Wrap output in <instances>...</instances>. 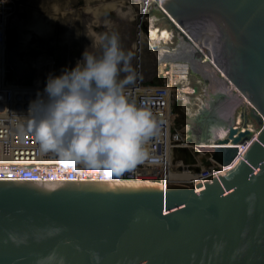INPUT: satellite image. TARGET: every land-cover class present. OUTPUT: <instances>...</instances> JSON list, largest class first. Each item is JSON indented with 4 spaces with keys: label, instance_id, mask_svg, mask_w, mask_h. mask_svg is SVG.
I'll list each match as a JSON object with an SVG mask.
<instances>
[{
    "label": "water",
    "instance_id": "water-1",
    "mask_svg": "<svg viewBox=\"0 0 264 264\" xmlns=\"http://www.w3.org/2000/svg\"><path fill=\"white\" fill-rule=\"evenodd\" d=\"M157 1L239 95L221 103L228 138L248 133L233 125L242 103L258 132L240 156L234 146L215 147L219 161L233 164L191 186L0 178V264H96L92 252L99 264H264V0Z\"/></svg>",
    "mask_w": 264,
    "mask_h": 264
},
{
    "label": "built area",
    "instance_id": "built-area-1",
    "mask_svg": "<svg viewBox=\"0 0 264 264\" xmlns=\"http://www.w3.org/2000/svg\"><path fill=\"white\" fill-rule=\"evenodd\" d=\"M26 2L8 0L3 4L0 0V178L103 179L91 170L74 172L62 166L58 158L40 154L35 134L27 130L20 132L15 126L17 115H26L29 101L35 98L38 89H43L46 74L54 72L60 62L64 66H73L70 65L68 54H75V43L77 45L82 27L81 17L78 12L75 15L73 8L67 14L70 17H62L53 24L45 42L32 47L33 53H22L38 55L26 60L24 72L17 74L14 80H9L6 54H10L13 45L18 47V54L20 47L16 42H10L11 31L16 27L18 15L23 12ZM144 3L145 8L141 12L138 10L135 18L126 20L131 27L129 42L132 48L129 50L134 53L133 64L138 73L136 81L130 86V92L138 102L150 98L159 132L150 145L151 150L144 163L119 179H162L187 186L203 179L210 181L211 176L226 171L233 164V161H219L213 149L234 146L237 156H240L260 125L258 128L250 121V111L240 110L233 125L237 133L248 130L242 141L232 143L227 128H222L223 132L215 128L206 138L192 137V127L180 120L176 107L179 103L187 102L188 94L194 91L189 90L188 86L189 61L174 59L147 63L142 58V54H157V51L162 57L175 54L176 47L170 46L174 34L180 39L184 38L175 25V28L161 29L148 18L150 7L159 4L157 0H144ZM150 26L165 31L163 34L160 30L163 36L154 45L148 39ZM160 45L170 48L160 50ZM183 66L185 68L182 71Z\"/></svg>",
    "mask_w": 264,
    "mask_h": 264
},
{
    "label": "clouds",
    "instance_id": "clouds-1",
    "mask_svg": "<svg viewBox=\"0 0 264 264\" xmlns=\"http://www.w3.org/2000/svg\"><path fill=\"white\" fill-rule=\"evenodd\" d=\"M133 59L118 33L101 34L73 66L46 74L27 114L17 115V130L34 133L40 154L58 158L74 172L91 170L105 181H117L134 171L148 157L159 126L150 98L138 102L131 95L138 76ZM55 258L53 253L46 260ZM91 258L96 264L101 259L96 252Z\"/></svg>",
    "mask_w": 264,
    "mask_h": 264
},
{
    "label": "rangeland",
    "instance_id": "rangeland-1",
    "mask_svg": "<svg viewBox=\"0 0 264 264\" xmlns=\"http://www.w3.org/2000/svg\"><path fill=\"white\" fill-rule=\"evenodd\" d=\"M64 2L72 3L78 5L80 7H84L89 9L90 11L94 12L97 16L106 20V24L103 28H97L93 30L91 33L86 35H81L82 37L85 36V40L82 42L80 40V46L75 47L76 51L75 54H68L70 59V65H74L76 60L81 57L82 51L86 47H92L96 44L99 39V36L103 33H111L116 32L119 34L121 45L125 50H128V41L130 36V26L126 23V20H132L135 18L132 12H129L125 15L127 10L124 12L117 11V9L113 5V0H61ZM131 11V10H130ZM120 15H125V17H121ZM149 16H154L153 23L155 26L161 29H171L175 28L172 24L170 18L165 15V13L160 10L157 6L152 5L149 9ZM17 29L14 28L11 31L10 42L15 43V31ZM84 28L83 26L80 28V33L83 34ZM80 36V37H81ZM44 42V41H43ZM82 43V44H81ZM171 47H176L175 54H169L167 56L155 55L154 54H142V58L147 61L155 62L156 61H163V60H174V59H181V60H188L190 63V70L188 75L189 81V90L194 89V91L188 94L187 102L177 104V109L180 113V120L190 124L193 128L192 137L194 139H198V137L206 138L209 137L211 130L215 128H223L222 125L230 119L229 112L226 111V114L220 116V118L215 117L213 120H209L208 124L204 129L198 130V123L199 118H202L205 112L212 110L217 106H221L223 101L232 99L230 95L226 93L223 88V84L221 79L219 80L218 74L212 72L205 64L201 63L198 60V51L192 50L189 47L181 43V39L177 34H174L172 42L170 43ZM18 51V47L14 46L11 48L10 54H6V61L12 68L13 76L16 77L17 74H22L24 72V66H20L15 61L16 54ZM23 58L27 61L33 58L34 54H22ZM159 58H158V57ZM155 57V58H154ZM158 58V59H156ZM186 59V60H185ZM160 61V62H161ZM218 79V80H217ZM185 107V108H184ZM190 108V109H189ZM244 110L247 113L250 111V107L247 104H240L237 106L234 112V118L237 117L238 111ZM232 113L230 112V115ZM193 115V116H192ZM249 118V117H248ZM250 121L258 127V123L254 118L250 116ZM221 122V123H220ZM259 128V127H258Z\"/></svg>",
    "mask_w": 264,
    "mask_h": 264
},
{
    "label": "trees",
    "instance_id": "trees-1",
    "mask_svg": "<svg viewBox=\"0 0 264 264\" xmlns=\"http://www.w3.org/2000/svg\"><path fill=\"white\" fill-rule=\"evenodd\" d=\"M75 9V15L77 12L81 17L82 26L84 28L83 34L86 35L91 33L97 28H103L106 24V20L94 14L87 8L77 6L72 3L64 2L61 0H27L24 11L19 17V23L22 26V33L24 36V42H39L43 43L49 34L51 27L56 23L57 20H61L62 17H68L70 11ZM70 17V16H69ZM85 36L78 38L77 45L79 47L80 40L82 42L85 40ZM31 38H35L33 41H30ZM82 44V43H81ZM132 48L131 43L128 44V50ZM23 57L22 54H18V58ZM21 61L24 60L20 59ZM8 79L14 80L12 68L8 64ZM203 129V127H198V130Z\"/></svg>",
    "mask_w": 264,
    "mask_h": 264
},
{
    "label": "bare ground",
    "instance_id": "bare-ground-1",
    "mask_svg": "<svg viewBox=\"0 0 264 264\" xmlns=\"http://www.w3.org/2000/svg\"><path fill=\"white\" fill-rule=\"evenodd\" d=\"M113 5L117 9V11L124 12V11L127 10L128 12H126L125 15L127 13H129V12H132L133 15H135V13H137L138 10H140V12H141L145 8L144 0H113ZM155 6H157L160 10H162V8L159 7V4H156ZM118 14L120 15V13H118ZM125 15H120V16L121 17H125ZM165 15H168V14L165 13ZM148 18L153 21V19L155 17L154 16H149ZM160 30L161 29H159V28L156 29L155 26H150L149 27L148 39H149L150 44L154 45L156 43H159L160 38L163 36V35L160 34ZM161 32H163V34L165 33L164 30H161ZM181 43H183L186 46V48L189 47L193 51L194 50L198 51V54H197L198 55V60L201 63L205 64L212 72H214V74L215 73L218 74V77L217 78H219V80L221 79V82L224 85L223 88L226 91V93L232 94L233 97L238 98V96H239L238 94L232 93L235 90H234V88H232V85H231L230 81L226 78V76L224 75V73L221 71V69L215 63H210L211 62L210 59L208 58V56L206 54H204L203 50H201L202 54L200 56V54H199L200 53V51H199L200 49H199V47H196V44H193V43H191L190 41H188L186 39H181ZM169 48L170 47L169 46H166V45H160L159 46V49L160 50L169 49ZM16 55H17L16 58H15L16 63L17 64H20L21 67L22 66H25L26 60L24 59V60L21 61L20 59H23V57L18 58V54H16ZM36 55H38V54H34V56H36ZM154 55L156 57V55H161V54H159V51H157V54H154ZM28 66H31V65L28 63ZM184 68H185V66L181 67V70L183 71ZM219 108L222 111V109L224 107L220 106ZM224 111H226V110H224ZM223 114H226V112L223 113ZM223 128L226 129L225 126H223ZM223 131L224 130H222V132Z\"/></svg>",
    "mask_w": 264,
    "mask_h": 264
},
{
    "label": "flooded vegetation",
    "instance_id": "flooded-vegetation-1",
    "mask_svg": "<svg viewBox=\"0 0 264 264\" xmlns=\"http://www.w3.org/2000/svg\"><path fill=\"white\" fill-rule=\"evenodd\" d=\"M22 11H24V10H22ZM20 15H18L17 24H16V27H15L17 30L14 32L15 33V36H14L15 37V40L14 41H16V43L19 44V46H20L19 47V53L18 54H22L24 52H29V51L31 53H33L34 51L32 50V47H35L36 44H40V43L39 42H36V41L30 42V43L24 42V39H23L24 36H23V33H22V31H23L22 30V26L19 23V17H20ZM46 40L47 39H45L44 42ZM222 105L223 104H221V106ZM219 107L220 106H217V107L213 108L212 110H210L208 112H205L204 115H203V117L202 118H199L198 123H196V126L203 127V129H204L206 127V125L208 124V121L209 120H213V119H215V117L220 118V116L223 115V113H225L226 111L227 112L229 111V109L228 108L226 109V107H224V106H222L224 108L221 111ZM224 110H226V111H224ZM222 126H224V125H222ZM219 130H223V129L220 128ZM192 132H193V128H192Z\"/></svg>",
    "mask_w": 264,
    "mask_h": 264
}]
</instances>
